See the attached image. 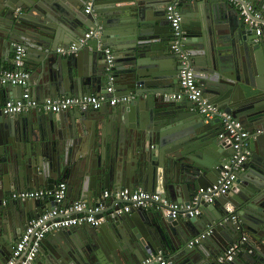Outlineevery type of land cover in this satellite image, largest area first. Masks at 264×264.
I'll use <instances>...</instances> for the list:
<instances>
[{"label": "water", "instance_id": "obj_1", "mask_svg": "<svg viewBox=\"0 0 264 264\" xmlns=\"http://www.w3.org/2000/svg\"><path fill=\"white\" fill-rule=\"evenodd\" d=\"M172 1L205 96L249 131L244 142L251 154L232 188L212 203L207 190L235 148L223 116L207 121L193 101L172 96L180 71L164 9ZM244 1L264 11V0ZM88 5L0 0V50L26 47L30 82L42 78L55 97H134L110 114L104 104L0 115V264H9L26 223L44 211L34 209L38 200H24L18 204L27 214L13 217L11 188L53 190L62 181L68 184L64 206L75 200L96 204L106 190L141 187L199 212L190 216L183 209L173 218L151 204L118 212L125 202L111 197L106 206L101 200L105 208L97 217L103 222L52 231L38 264H159L152 257L159 251L172 264H264V34L247 26L227 0H93L87 12ZM91 27L99 36L81 42ZM109 47L113 65L106 59ZM111 82L113 93L107 92ZM0 87L18 88L16 97L25 91ZM106 137L105 153L93 152L96 139ZM48 200V209L57 205L54 196ZM202 233L199 243L189 245ZM238 242L233 258L221 261Z\"/></svg>", "mask_w": 264, "mask_h": 264}, {"label": "built area", "instance_id": "obj_2", "mask_svg": "<svg viewBox=\"0 0 264 264\" xmlns=\"http://www.w3.org/2000/svg\"><path fill=\"white\" fill-rule=\"evenodd\" d=\"M93 0H89L86 11L91 10ZM238 7L240 17L243 22L254 28L257 34L264 33V11L257 8L251 1L244 0H227ZM166 16L173 28L174 39L172 41L173 50L180 55V71H179V90L174 92L172 96L176 99H188L195 103L196 108L201 112L207 121L215 118L217 115L223 116L225 121V131L228 138L235 148V153L223 167L218 181L212 187L208 188L210 195L206 196V201L212 203L216 195L227 193L237 179V170L241 163L245 161L251 154L248 143L244 142L249 131L245 129L243 123L233 118L230 114L221 111L215 104L209 101L205 96L202 87L196 78L195 71L191 65L190 52L184 48L185 36L181 28L182 15L176 2L168 4ZM99 29L96 27L89 28L81 42H85L89 38L99 36ZM75 48L73 44L71 46ZM59 50H61L59 48ZM106 59L110 65H113L112 49L107 48ZM28 51L23 44H16L14 57L11 65H0V84L11 86H23L25 91L21 97H12L4 102H0V115L27 112L28 110H46V111H62L71 108H80L84 110H97L104 104L109 103L114 106L121 101H129L134 98L133 95L111 96L102 94H83V95H64L58 98H47L42 104L38 102L27 88L31 71L27 63ZM115 87L111 82L107 87V92L113 93ZM224 136L223 134L220 135ZM68 184L65 181L60 182L55 189L46 188L24 189L13 191L10 198L13 199H33L40 200L54 196L57 205L52 209H47L38 217H32L28 220L27 225L16 243L9 264H17L22 257L24 260L21 264H32L41 247L43 239L52 231L76 226L79 224H90L99 226L104 217H97V214L105 207L100 199L107 200L111 197L125 202L118 212H129L132 207L155 205L161 209L167 216L176 218L180 215L181 210L188 209L187 213L194 216L199 212L198 209H191L190 205L185 206L178 202H174L159 193L151 192L143 188L131 190L129 188H119L115 190H106L96 204H91L85 200H75L71 205L64 206L61 203L67 195ZM209 233V232H208ZM206 233L190 240L189 245L199 243ZM240 247V242L233 244L221 257L220 260H231ZM153 258L159 260V264H172L168 256L159 251L152 255ZM152 258H149L151 260Z\"/></svg>", "mask_w": 264, "mask_h": 264}, {"label": "crops", "instance_id": "obj_3", "mask_svg": "<svg viewBox=\"0 0 264 264\" xmlns=\"http://www.w3.org/2000/svg\"><path fill=\"white\" fill-rule=\"evenodd\" d=\"M173 2V1H172ZM171 2L167 3L165 6H164V9L166 11L167 9V6L168 4H170ZM167 17V16H166ZM170 23V22H169ZM171 25V24H170ZM264 34V33H263ZM110 49H112L111 47H109ZM113 50V49H112ZM13 57H14V50L10 51L8 54L1 51L0 50V65H4V66H7V65H11L12 64V61H13ZM44 77V76H43ZM42 78H36L33 82H30L28 83V86L27 88L29 89L31 95L38 101L40 102V104H42L47 98H58L59 96H64V95H57L56 97L55 96H52V95H48V93H50V91L48 90L47 87H45L42 82H41ZM15 87V86H14ZM20 95V90L18 88H2L0 87V102H4L12 97H16V96H19ZM108 108H107V111L108 113L110 114L111 111L119 108V105H110L109 103H106L105 104ZM46 112H49V111H46V110H36V109H32V110H28L27 113H34V114H39V113H46ZM32 130V129H31ZM36 131H33V133H35ZM106 133L104 131V133L102 134L103 137H105ZM108 136V134H107ZM100 137V136H99ZM101 138V137H100ZM108 137L104 138V139H96V142H94V148H92V151L95 152L96 154H100V152H104L105 153V150L101 147L103 144L107 146V143H108V140H107ZM99 148L101 150H99ZM138 188H141V187H138ZM137 188V189H138ZM25 189H30V188H25ZM33 189V188H31ZM35 189V188H34ZM24 190V189H22ZM115 190V189H114ZM13 191H20V190H17V188H11V192ZM10 196V195H9ZM67 199V198H66ZM9 200H11V212L12 213V216L13 217H16L17 214H27V212L23 213L24 210H21L20 206H19V202H22L24 200H28V201H32L33 199H13V198H10ZM99 198L96 200V202H98ZM100 200H103L100 199ZM15 201V202H14ZM40 203L37 204L35 206V210L38 209V208H43V210H47L48 209V206L49 204H51V202L48 200V198H44V199H40L38 200ZM63 203H65V200H63ZM110 204V200L109 198L106 200V206H109ZM105 208V207H104ZM28 219V218H27ZM27 224V223H26ZM25 225V223H24ZM23 231V230H22ZM50 233H48L46 235V237L43 239L42 243H41V247L37 253V257L35 258V260L33 261L32 264H38L37 260L39 259V261H41L42 263L44 262L45 260V255L43 253H41V250L44 249L46 250V252L48 251L47 250V247H46V243L48 242V238L50 237L49 236ZM229 249V248H228ZM227 249V250H228ZM226 250V251H227Z\"/></svg>", "mask_w": 264, "mask_h": 264}]
</instances>
